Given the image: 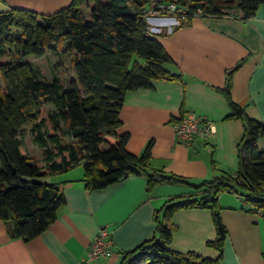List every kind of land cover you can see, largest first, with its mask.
Returning <instances> with one entry per match:
<instances>
[{
	"label": "trees",
	"instance_id": "trees-1",
	"mask_svg": "<svg viewBox=\"0 0 264 264\" xmlns=\"http://www.w3.org/2000/svg\"><path fill=\"white\" fill-rule=\"evenodd\" d=\"M154 1L175 3L185 10L188 25L198 16L253 17L264 0H72L53 15L24 8L0 12V219L12 237L28 241L56 221L65 203L62 183L42 180L79 165L90 190L103 189L130 174L144 175L148 189L157 184H184L196 191L171 198L159 212L158 237L125 253L121 264H220L227 229L219 195L230 192L264 213V122L249 117L230 98L232 74L224 95L232 116L242 119L244 135L237 144L236 172L220 171L210 180L193 183L176 174L150 167L153 141L135 155L126 148L128 134L117 137L120 110L128 91L150 89L154 80H177L164 68L173 60L149 32L148 12ZM70 53L74 77L46 80L28 58ZM239 66V65H238ZM51 105L47 116L43 106ZM31 125L33 143L41 157L22 151L23 128ZM116 138L110 142L109 138ZM212 211L217 231L208 246L219 250L215 259L170 248L173 213L183 208ZM264 258V250L262 252Z\"/></svg>",
	"mask_w": 264,
	"mask_h": 264
},
{
	"label": "crops",
	"instance_id": "crops-1",
	"mask_svg": "<svg viewBox=\"0 0 264 264\" xmlns=\"http://www.w3.org/2000/svg\"><path fill=\"white\" fill-rule=\"evenodd\" d=\"M71 2L0 0V12L17 7L53 15ZM149 24L163 28L155 36L173 60L164 68L180 79L154 80L150 89L128 91L117 137L128 134L126 148L135 155L153 141L150 167L195 184L220 171L236 172L237 144L245 129L242 119L232 116L224 90L232 74L231 100L243 106L249 117L264 122V4L246 20L235 15H198L177 28L165 17L152 18ZM169 27L173 31H167ZM188 111L214 123L215 132L207 140L196 137L189 145L177 141L173 123ZM258 147L264 149V138L258 140ZM77 168L80 171L73 175ZM77 168L42 178L63 184L65 203L56 221L39 236L28 241L12 237L0 219V264H82L102 227L111 232L114 253L101 264H121L125 253L158 237L159 210L166 201L196 191L184 184L166 183L148 189L146 177L137 174L90 190L83 182L82 165ZM219 204L227 229L220 264H264L263 212L230 192L219 195ZM168 224L173 227L171 249L218 257L219 250L207 244L217 237L209 208L177 210Z\"/></svg>",
	"mask_w": 264,
	"mask_h": 264
},
{
	"label": "built area",
	"instance_id": "built-area-1",
	"mask_svg": "<svg viewBox=\"0 0 264 264\" xmlns=\"http://www.w3.org/2000/svg\"><path fill=\"white\" fill-rule=\"evenodd\" d=\"M152 6H154L155 9L148 12L147 16L149 21L152 17L156 18L162 16L173 20L175 26L181 23H188L185 10L181 8L179 9L175 3L166 4L156 1ZM168 29L169 30L167 31H170L172 30V27H169ZM162 30V27L149 26V32L154 35L156 32H161ZM173 127L177 141L183 145H189L196 137H201L207 140L215 132L214 123L192 111L185 112L180 116L173 123ZM113 247L114 242L111 232L106 227L100 228L88 249V257L82 264H101L102 260L113 256Z\"/></svg>",
	"mask_w": 264,
	"mask_h": 264
},
{
	"label": "rangeland",
	"instance_id": "rangeland-1",
	"mask_svg": "<svg viewBox=\"0 0 264 264\" xmlns=\"http://www.w3.org/2000/svg\"><path fill=\"white\" fill-rule=\"evenodd\" d=\"M155 2L156 1H154L153 3ZM151 26L155 27L154 25ZM171 31L173 30H170V32ZM28 59L40 69L42 76L46 80H51L53 76H58L63 82L66 83L74 77L70 53H64L62 57L56 56L51 53H48L42 57H35L34 55H30ZM51 108V105L43 106L41 116L46 117L48 110ZM30 128L31 125H26L23 128L21 136L22 148L27 155L37 156L39 158V156L41 155V149L33 143ZM78 170L80 171V168L75 169L73 175H75Z\"/></svg>",
	"mask_w": 264,
	"mask_h": 264
}]
</instances>
